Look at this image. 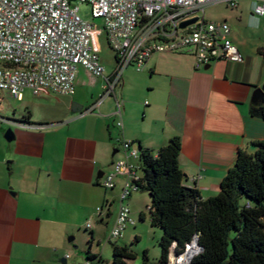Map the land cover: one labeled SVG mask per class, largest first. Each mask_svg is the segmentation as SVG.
I'll list each match as a JSON object with an SVG mask.
<instances>
[{
	"label": "crops",
	"instance_id": "crops-1",
	"mask_svg": "<svg viewBox=\"0 0 264 264\" xmlns=\"http://www.w3.org/2000/svg\"><path fill=\"white\" fill-rule=\"evenodd\" d=\"M262 4L264 0H240L235 9L224 3L208 6L229 10L220 20L208 18L205 11L206 22L230 25V39L243 63L219 61L198 70L191 54H155L143 72L128 67L113 95L104 98L106 82L79 67L75 93L55 95L68 101L32 104L23 122L10 120L11 142L5 139L9 130L0 126V264H71L66 237L74 242L83 229L89 231L91 250L103 232L92 225L93 218L106 225L109 238L128 176L119 175L114 190L101 182L125 159L119 139L156 155L179 137L184 185L198 190L203 200L217 196L239 152L252 153L254 143L264 142V120L250 113L252 97L264 85V16L255 14ZM117 102L122 117L114 115ZM74 103L81 113H73ZM129 164L140 167V159L131 157ZM137 175L142 177L140 169ZM197 176L201 179L194 181ZM117 190V198L109 199L108 192ZM116 200L118 209L112 211ZM91 255L98 257L92 264L104 263L102 255Z\"/></svg>",
	"mask_w": 264,
	"mask_h": 264
},
{
	"label": "built area",
	"instance_id": "built-area-1",
	"mask_svg": "<svg viewBox=\"0 0 264 264\" xmlns=\"http://www.w3.org/2000/svg\"><path fill=\"white\" fill-rule=\"evenodd\" d=\"M239 1L0 0V101L8 95L21 102L27 92L33 97L71 96L75 93L79 67L106 82V91L101 96L104 98L113 95L128 67L143 72L155 54H191L198 70L219 61L243 63L242 53L230 39V25L204 19L208 6L224 3L235 9ZM80 5L90 6L93 19L102 20V30L82 20ZM255 14L264 16V4L256 7ZM195 17L199 18L197 23L184 30L179 28L181 23ZM100 34L106 35L115 53V71L109 77L101 62L97 42ZM114 115L122 117L121 102H117ZM0 121L3 122L1 117ZM117 126L123 127L122 120ZM119 141L125 159L115 163L101 182L106 190H114L116 178L128 176L109 242L122 239L126 229L136 224L126 202L133 192H139L136 183L142 179L137 175L141 166L129 164L131 157L140 159L139 151L132 149L131 142ZM199 179L201 176L194 181ZM87 228H91L90 223Z\"/></svg>",
	"mask_w": 264,
	"mask_h": 264
},
{
	"label": "trees",
	"instance_id": "trees-1",
	"mask_svg": "<svg viewBox=\"0 0 264 264\" xmlns=\"http://www.w3.org/2000/svg\"><path fill=\"white\" fill-rule=\"evenodd\" d=\"M260 53L264 57V50ZM250 113L264 120V100L252 104ZM253 146L252 153L239 152L220 193L207 200L184 185L179 137L156 155L140 147L142 179L136 185L149 193L152 227L162 231L156 264H172L174 254L181 257L196 239L199 249L189 264H264V142ZM110 243L113 264L136 259L130 247ZM97 260L88 252L87 262ZM143 264H150L148 252Z\"/></svg>",
	"mask_w": 264,
	"mask_h": 264
},
{
	"label": "rangeland",
	"instance_id": "rangeland-1",
	"mask_svg": "<svg viewBox=\"0 0 264 264\" xmlns=\"http://www.w3.org/2000/svg\"><path fill=\"white\" fill-rule=\"evenodd\" d=\"M79 16L82 20L87 21L97 27L99 30L103 28V22L101 19H93L91 8L88 5H80L79 6ZM229 10H227L222 5L212 6L206 8V16L211 19L220 20L222 16L228 14ZM98 45L100 47V57L103 66L106 69V72H110L113 68H115L116 59L115 53L110 48L108 44V40L105 34L98 35L97 38ZM68 101L69 98H62L59 96L52 95L49 99L45 98H36L33 97L30 92L25 94V99L23 102H18L10 98L8 95H5L4 99L0 101V117L3 119V123L0 124L1 127L5 129V132L9 129L10 120L14 122H23L24 116L28 115V112H32L34 103L43 102L46 104H57V101ZM77 104V103H74ZM73 104V105H74ZM28 108V109H27ZM37 112V111H36ZM13 127V126H12ZM109 199H116L118 196V190L115 193L108 192ZM150 195L145 191L133 192L132 199L126 202L132 210V216L136 222L135 228H129L125 231L123 238L116 241V243L120 245H126L132 249V251L136 254V259L131 261V264H143V255L145 252H148V256L150 259V264H156L157 260L160 257L161 250L159 247V241L162 236V231L158 228L152 227L151 218L149 213L150 207ZM118 209V202L115 201L112 211H116ZM145 215V220H141L139 211ZM92 225L96 227H102L103 232L96 236L95 242L92 243V247L90 250V232L84 233V229L82 232H79L76 235V240L74 242L69 243V236L66 237L68 241V246L71 248V256L72 264H83L87 261V254L91 252L93 255H102L104 263L103 264H113V255L112 248L107 240L108 236L106 235L107 228L106 225H100L96 218L92 219ZM105 232V233H104ZM107 238H106V236ZM73 237V236H72ZM139 238L136 241V238ZM98 240V241H97ZM100 241V244L98 243ZM178 260L175 259V256L172 257V264H178ZM189 264V262L187 263Z\"/></svg>",
	"mask_w": 264,
	"mask_h": 264
},
{
	"label": "water",
	"instance_id": "water-1",
	"mask_svg": "<svg viewBox=\"0 0 264 264\" xmlns=\"http://www.w3.org/2000/svg\"><path fill=\"white\" fill-rule=\"evenodd\" d=\"M199 21V18L198 17H195V18H192L190 20H187L183 23L180 24L179 28L184 30L186 28H188L189 26H192L194 25L195 23H197ZM211 67V65H208L206 67H204V70H208L209 68ZM264 100V85L263 87L257 89L252 97V104H259L261 103L262 101ZM82 112V107L80 105H76L74 104L73 105V113H81ZM5 139L8 141V142H11L13 141L14 139V134H13V131L12 130H9L6 135H5ZM102 176V175H101ZM73 239H70L69 241L71 242ZM196 241V244H197V247L199 249V245H198V239L195 240ZM198 252V251H197ZM187 254V251L181 256V257H178L174 254L175 256V259H179V258H182L184 257L185 255ZM194 255L191 257V259L189 260V263L191 262V260L193 259Z\"/></svg>",
	"mask_w": 264,
	"mask_h": 264
},
{
	"label": "bare ground",
	"instance_id": "bare-ground-1",
	"mask_svg": "<svg viewBox=\"0 0 264 264\" xmlns=\"http://www.w3.org/2000/svg\"><path fill=\"white\" fill-rule=\"evenodd\" d=\"M197 251H198V247L196 242L194 241L188 246L187 254L184 257L179 258L178 260L179 264H187L191 259V257L197 253Z\"/></svg>",
	"mask_w": 264,
	"mask_h": 264
}]
</instances>
